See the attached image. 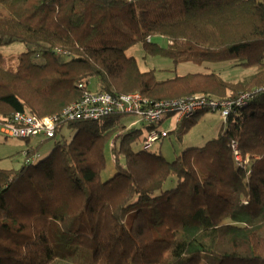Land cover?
<instances>
[{"label":"trees","instance_id":"16d2710c","mask_svg":"<svg viewBox=\"0 0 264 264\" xmlns=\"http://www.w3.org/2000/svg\"><path fill=\"white\" fill-rule=\"evenodd\" d=\"M14 42L28 50L14 69L0 55V121L59 113L92 77L101 92L153 102L252 98L173 162L133 149L140 131L127 130V115L61 124L45 159L34 164L39 144L19 170H0V264H264V0H0V45ZM138 43L175 64L229 61L255 73L158 80L126 56ZM197 114L171 133L181 139ZM111 140L115 174L102 181ZM171 178L175 188L162 191Z\"/></svg>","mask_w":264,"mask_h":264},{"label":"rangeland","instance_id":"374dc122","mask_svg":"<svg viewBox=\"0 0 264 264\" xmlns=\"http://www.w3.org/2000/svg\"><path fill=\"white\" fill-rule=\"evenodd\" d=\"M153 43L166 47L167 41L161 38H154ZM28 47L22 43L14 42L10 44L0 45V55H2L7 65L14 69L17 64V58L20 54L25 53ZM125 54L129 58H133L141 72L154 71L158 80L171 79L175 76H184L187 74H215L226 82L236 83L244 81L247 77L255 73L254 68L245 69L238 66L234 62H199L197 60H186L175 64L169 58H162L159 56L146 55L141 43L135 44L125 51ZM79 85V84H78ZM88 90L91 92H98L100 89L99 82L95 77L88 80ZM84 91V89H79ZM259 91H262L261 89ZM264 92V91H263ZM250 93V92H246ZM255 93V91L253 92ZM252 98V97H251ZM250 98V100H251ZM214 100H220L213 98ZM232 99V98H231ZM225 100V99H224ZM45 117V116H43ZM166 118V117H165ZM168 119L162 123V128L169 131V135L161 143L152 145L151 147H145V138L147 137V125L141 123L137 118L133 116H125L123 121L126 124L127 130H139L140 136L133 149L135 151L142 150L144 147L154 154H160L166 161L173 162L174 159L180 155V153L186 149L202 147L207 141L218 136L220 129L223 126L222 116L219 113L203 112L197 114L195 124L190 127L185 135L178 139L175 133H171L179 124L177 123L176 116L170 114ZM101 121V120H100ZM151 130V128H150ZM74 132H70L64 128L62 135L65 139H70ZM42 144L38 154V159L34 160V164L45 159L52 147L54 141L45 140L42 138H32L30 140H22L16 138H6L0 134V170H19L25 163L23 158V151L28 147H35ZM114 146L113 141L109 142L105 147V159L106 169L101 174L102 181L111 179L115 174V165L110 152V147ZM176 186V180L174 178L169 179L162 187V191H168L174 189Z\"/></svg>","mask_w":264,"mask_h":264},{"label":"built area","instance_id":"2783aa9c","mask_svg":"<svg viewBox=\"0 0 264 264\" xmlns=\"http://www.w3.org/2000/svg\"><path fill=\"white\" fill-rule=\"evenodd\" d=\"M140 2L150 0H128ZM84 89L79 101L64 108L61 112L45 117H37L25 113H14L10 118L0 121V134L6 138L30 140L42 138L49 140L61 124L70 122H99L111 115H129L147 125L145 147L161 143L168 137V130L161 126L167 116H176L177 123L193 118L199 112L219 113L224 121L238 107H245L251 98L250 93L240 94L236 99L214 100L207 95H196L169 101L153 102L139 93L111 95L106 92H91L86 89V83L77 85ZM264 91V87L261 89ZM166 117V118H165ZM151 128V130H150ZM112 147V145H111ZM236 159L240 161L236 144H232ZM38 157V156H37ZM35 157L34 159H36ZM25 163L31 158L27 152L23 153Z\"/></svg>","mask_w":264,"mask_h":264},{"label":"crops","instance_id":"0c3cea01","mask_svg":"<svg viewBox=\"0 0 264 264\" xmlns=\"http://www.w3.org/2000/svg\"><path fill=\"white\" fill-rule=\"evenodd\" d=\"M26 150H24L23 152H25Z\"/></svg>","mask_w":264,"mask_h":264}]
</instances>
